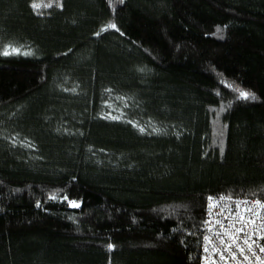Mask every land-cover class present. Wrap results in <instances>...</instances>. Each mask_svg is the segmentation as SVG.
<instances>
[{
    "label": "trees",
    "instance_id": "16d2710c",
    "mask_svg": "<svg viewBox=\"0 0 264 264\" xmlns=\"http://www.w3.org/2000/svg\"><path fill=\"white\" fill-rule=\"evenodd\" d=\"M30 3L0 0V264H202L206 198L264 200V0Z\"/></svg>",
    "mask_w": 264,
    "mask_h": 264
},
{
    "label": "built area",
    "instance_id": "2783aa9c",
    "mask_svg": "<svg viewBox=\"0 0 264 264\" xmlns=\"http://www.w3.org/2000/svg\"><path fill=\"white\" fill-rule=\"evenodd\" d=\"M200 252L202 264H264V200L209 195Z\"/></svg>",
    "mask_w": 264,
    "mask_h": 264
},
{
    "label": "rangeland",
    "instance_id": "374dc122",
    "mask_svg": "<svg viewBox=\"0 0 264 264\" xmlns=\"http://www.w3.org/2000/svg\"><path fill=\"white\" fill-rule=\"evenodd\" d=\"M31 7L36 13H44L53 7H59L61 0H31ZM36 5V7H34ZM6 53L11 54H28L27 49H20L17 47H12L7 49Z\"/></svg>",
    "mask_w": 264,
    "mask_h": 264
},
{
    "label": "snow or ice",
    "instance_id": "6c2138e0",
    "mask_svg": "<svg viewBox=\"0 0 264 264\" xmlns=\"http://www.w3.org/2000/svg\"><path fill=\"white\" fill-rule=\"evenodd\" d=\"M34 7H36V5H34ZM109 27H115V25H109ZM102 31H103V29H102ZM5 54H7V53H5ZM240 95H241V97H243V98H245V99H247L248 98V96H249V94L248 93H245V92H241L240 93ZM72 206H78V205H76L75 203H73V205ZM111 247V246H110Z\"/></svg>",
    "mask_w": 264,
    "mask_h": 264
}]
</instances>
